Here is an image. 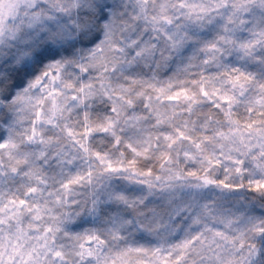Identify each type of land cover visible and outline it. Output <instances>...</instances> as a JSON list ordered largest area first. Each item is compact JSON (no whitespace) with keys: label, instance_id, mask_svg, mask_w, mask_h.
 <instances>
[{"label":"snow or ice","instance_id":"obj_1","mask_svg":"<svg viewBox=\"0 0 264 264\" xmlns=\"http://www.w3.org/2000/svg\"><path fill=\"white\" fill-rule=\"evenodd\" d=\"M0 264H264V0H0Z\"/></svg>","mask_w":264,"mask_h":264}]
</instances>
